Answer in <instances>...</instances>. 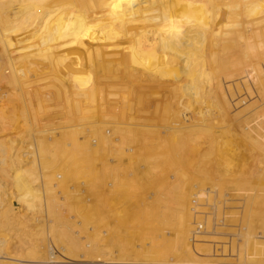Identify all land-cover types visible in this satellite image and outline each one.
Instances as JSON below:
<instances>
[{"label": "bare ground", "instance_id": "6f19581e", "mask_svg": "<svg viewBox=\"0 0 264 264\" xmlns=\"http://www.w3.org/2000/svg\"><path fill=\"white\" fill-rule=\"evenodd\" d=\"M80 7L84 8L81 9ZM2 61H6L9 68L10 76L8 78V82L12 87L21 86L23 88L29 89L30 83L28 81V78H30L29 76L32 75V73L30 74V68L35 65V62L37 66L42 63L41 65H45L44 68L46 70L49 71L51 69L52 72H55L56 75L54 79L56 81V84H58V90L56 91L57 95L64 98L65 102L69 101L70 98V100H75V103H73V106L75 107L74 111L79 115V118H77L78 116L76 117L77 121L75 124L72 125L70 123L69 125V122H64L63 126L58 129L62 130L63 135L64 132H67L66 135L70 134V136L72 137L71 139L70 136H67L70 138H67L68 140H70V146L75 151V155L74 152H71L72 155H74V159L72 158V160H79V165L82 162H86L88 156L91 155V149L86 147L88 146V142H86L87 140L82 142L81 140H85V138L82 137H90L92 134H95L98 131V137L92 139L93 142L94 140H97L95 144L93 143V146H95V148H92L94 152L96 150L97 158L99 152L98 150L102 151L103 153L105 152L107 156L111 155L117 157L116 159H118V157L121 158L125 156L127 158L130 154L131 156L134 155V152L129 149V146H136L138 147V150H136L135 152L138 151L137 153L140 166H142L143 168L146 167V170L149 172V174H152L150 175L151 178H157L159 175L157 176L156 173L158 172L161 164H165V166H168L169 161H172L167 157V154L170 152V150L176 151L180 148V145H183L185 147L190 143H193L194 145L200 144L199 141L202 140V137L200 135L204 136V141L205 139H210L209 143H212V140L218 139L221 136L225 135L226 131L225 128L223 129V125H225L223 124V121L224 118H228L230 117V115H227L229 114V112H226V107H224V104L229 99L228 97H231L232 99L235 97H232L234 93L231 94V96L230 93L229 96L225 94L226 89L228 90L230 86H233V88L235 87L238 91V96L236 95V98H234L236 100L233 99L234 101H236L233 104H235V106L237 107H235L234 105L231 106H234V108H239V110L236 115L234 114L233 118L236 117V120L239 119V122L241 123H245L246 119L251 118V120H255L258 124H262V126H264V0H0V62ZM81 63H86V65L84 69H80V71H77V66ZM3 65L5 67V63ZM19 65H22L21 67H23L24 69H20ZM66 69H70L72 71V74L67 73L68 75H66L65 77H60L62 72H64V70ZM44 72L45 71H43V74ZM80 75L87 76L88 81H86V83L84 82L85 84L80 83ZM5 85L6 84H4V87H6ZM126 85H130L134 90L133 91L131 87H129L133 91V93H135V95H132L135 96L137 104L139 105L142 104V97H145V94L148 92L152 93L153 91L155 92L160 89L168 91L169 97L165 104L167 108L163 107L165 108V110H163L164 112L161 113L162 115H160V118H162V121L164 123V125L161 126L162 130H160L161 128L158 130L156 123L151 121V119L148 121L147 119L146 121H143L140 117L141 111L139 110H137V115L135 117L131 116L132 114H129L130 116H127V111L132 112V108H130L131 106H129L128 110L125 111V108H127V106L129 105L128 100H131L132 96H128V98L130 99H127L125 96H122V98L119 99H115L114 97L116 96V94H108V91H106V88H109L112 91H120V88H122L123 90ZM29 91L25 92L27 98H24H26L30 102ZM52 93L53 92H47L45 95L44 93L42 94L46 98L50 99L54 94ZM19 94L20 93H18V95ZM16 95L17 93H15V96ZM19 98L20 97H18L17 99ZM231 98L230 101L232 100ZM133 99L134 98L132 97V100ZM218 99H220V101ZM230 101H228L229 103H226V105L228 104L227 107L231 111L232 109L229 108V104L232 103H230ZM79 103H83V105H79ZM67 104L70 105L71 103L69 104V102H67ZM219 104H222L225 110L224 112L226 113H224L223 110H220L221 105ZM60 106H58V108ZM26 107L28 110H33L30 105H27ZM54 107L56 108V106ZM70 109V106H67V111L64 112L72 114L73 116V112L70 113ZM26 112L27 110L25 109V113ZM44 112L42 111L41 113L45 114ZM158 113L160 114V112ZM156 114L157 113H155V115ZM38 116L39 114H37V117ZM35 117V113L32 112L30 121L35 120ZM94 117L100 120V123L103 122V125L105 124V126L98 127V130L94 131L95 126L92 123L95 121L93 120V122H91V119H94ZM63 118H65V116H63ZM160 118H158L159 121ZM67 119H65V121H67ZM70 119H72V117ZM117 119H120V121L127 120V126L122 125L125 127H119L118 124H116L117 126H115L114 124L117 122ZM20 120L21 119H19V122ZM157 120L155 119L156 122ZM66 123H68V125ZM97 124L99 125L98 122ZM33 125H31V127ZM98 125H96V127ZM45 126L47 127V125ZM58 126L59 124L57 125V128ZM106 126L107 128H104ZM28 127H30V125H28ZM53 127L54 126H52V128ZM5 128L6 123L3 122V118L0 116V130L2 131L3 129V131H5ZM47 129L48 127L45 128V130L42 129L40 131H51V129ZM105 129H109L110 135H104ZM245 129L248 130L247 128ZM30 131L31 133H33L35 130L33 132L32 130ZM244 132L245 130L243 131V133ZM54 133H56V131ZM54 133L52 134L54 135ZM53 135H50V137H52ZM78 135H84L81 137V142L78 141V139L80 138H77ZM109 136H114L113 138H115V143L110 141ZM28 137L30 136L28 135ZM53 138L55 137L53 136ZM255 138L257 139V137ZM14 140L15 142L16 140L19 141V139H17L16 137ZM245 140L247 141V139ZM7 141H9L8 137L7 140H0V202L6 200L9 195L11 197L8 209L0 208V264L59 263L60 261L58 262L57 260H54V258L50 255L48 251L50 246H48V244L46 243V246L44 244L43 246L41 245L42 252L40 251L42 254H45V261L43 260L44 262H41L33 260L34 257L30 256V252L35 250L36 253H38L36 249H38L39 247L38 245L34 246L32 244V247H30V237L26 236L27 232L25 230L27 229H25V226L31 220H27L28 218L25 219L23 215L20 216L19 220V215L18 218L13 215V211H19L20 208L22 211L24 210L25 213L27 212V214L32 215V217L37 210L38 213L41 211L42 214L46 217L50 215L49 213L53 214V204L51 200H47V196L45 199H43V195L40 196V193L33 187V184L35 185L37 180L40 178V176L37 175L38 169H41L42 167L40 165L39 167L37 163V161H40V156L37 153V150H34V147L32 146L33 143L29 144L27 150H20L19 152L20 148H18L17 150H13V146H15L13 144V141L8 142L9 144L6 145L5 142ZM25 141L26 143H28L27 139ZM214 141L216 145L217 140ZM49 142L50 139L47 143V146L48 144H50ZM206 143L207 145H209L208 142ZM18 145L20 146L19 143ZM58 149L59 148H57V150ZM62 149L63 148H61V150ZM65 149H67V147ZM67 152L69 151L67 150ZM22 153L30 155L29 157L26 155V158V156L23 157L24 154ZM99 155L101 154L99 153ZM172 155L171 159H173ZM222 156L223 155H221V157ZM101 158H98L97 160L100 162ZM26 160H30V163L28 162L29 165H26ZM46 160L47 158L42 162L46 163ZM77 160H75L76 162L74 161L76 164L74 166H77L78 171L80 170V166L77 164ZM102 161L103 162L101 163L103 167L101 166L102 169L100 171L89 172L90 174H93V176L95 174L96 178L103 176V180L105 179L107 181H112L111 186H107V190L108 188L111 189V187L113 186L121 187L132 182L131 180L126 181L123 175L122 176L124 178L118 176V173L121 169L116 166L111 167L109 165L110 163H113L111 158L108 159L105 157V159ZM23 163L24 166L21 167V164ZM101 163H99V167ZM176 163L177 162H175L174 164ZM131 164L133 166V163ZM195 164L197 165V163ZM254 166H261V162L256 161L254 163ZM55 168L57 169V167ZM125 169H127V167ZM181 169L182 168H180V170ZM132 170H130V173ZM178 173L175 174L178 175ZM82 174L86 175L83 170ZM172 175L173 174H171V176ZM68 176L69 175L67 174L65 177ZM91 177L89 178L90 180ZM54 178L56 179V177ZM79 178L80 177H78V179ZM172 178H174V175L171 178L167 179L171 180ZM248 178L252 177H248L247 175V177L243 179L247 180ZM147 179L149 178L147 177ZM7 186H10V189H6ZM55 188H58V186L55 185ZM95 189H97V187ZM116 189L117 188H112L111 192L113 193V191H116ZM42 191H45L44 194L47 193L44 188L41 190V192ZM55 191L56 190L52 192L56 194ZM99 193H97L96 196L99 195ZM136 196L138 197V195ZM110 197L111 196H109V198ZM118 198H116L117 202ZM41 199H43L44 201L41 202ZM107 201L108 200L106 199L104 202ZM110 201L111 200H109V202L106 204L110 205L111 208L112 206ZM115 202L116 201H112V203ZM36 203H39V207L36 205ZM122 206L123 205L121 204V208ZM115 209L117 208L115 207ZM108 210L109 209L107 207V210L105 209L104 211L107 212ZM122 211L123 210L116 212L114 211L115 213L113 214L117 215L116 213L119 212L120 214V212ZM30 215L28 217H30ZM120 216H122V214ZM84 217L86 218V216ZM21 219H23L24 222H20L22 221ZM89 219H91V217ZM259 221H262L260 224L261 233L264 234V220L259 219ZM52 224L54 223L52 222ZM21 225L24 226V228L22 227L24 229H22V234H25L24 237L21 235L22 239L18 236V234L20 233H18V227L20 228ZM49 226L50 225H48V228ZM44 227H42L41 229H43ZM35 229L37 228L35 227ZM63 229L65 228H62V230ZM28 230H30L32 233L31 226L30 229L28 228ZM63 231L64 233H66V230ZM28 234L30 235V233ZM64 236H66V234ZM12 237L18 241L17 246H12L13 244H10L11 242H15L12 241ZM8 240L11 241L8 242ZM52 243L55 244V241H53ZM33 244H35V241ZM60 248L62 247L60 246ZM64 249L67 252L65 254L66 258L68 259L77 258V260H79L85 257V255H76L75 247H67ZM35 251L33 253H35ZM114 258L115 257H112L113 261L115 259L117 261L109 262L106 264H128L126 262H121V258Z\"/></svg>", "mask_w": 264, "mask_h": 264}, {"label": "rangeland", "instance_id": "374dc122", "mask_svg": "<svg viewBox=\"0 0 264 264\" xmlns=\"http://www.w3.org/2000/svg\"><path fill=\"white\" fill-rule=\"evenodd\" d=\"M80 8L83 9L84 7H80ZM3 62L4 61L0 62V66H1L0 68L1 70L0 71V81H1L0 83V86H1L0 87V116L3 118V122L6 123V128L4 129L5 131H3L2 129L3 132L0 130V140L2 141L5 139L7 140V137H8L9 141L5 142L6 145H8L9 144L8 142L10 141L12 142L16 137L17 139H19V141L17 140L16 142L15 140L13 141V144L15 145L13 146L15 149L13 148V150H17L18 148H20L19 152L20 150L22 151L27 150L29 144L35 143L34 145L32 144V146L34 147V150H37V153L40 156L41 162L39 161L40 162L39 164V162L37 161L38 166L40 165L42 167L41 169L39 168L37 171L38 172L37 175L40 176L41 179L39 178L36 182L37 184L35 183L36 186L33 184V187L35 188V190H37L40 193V196L43 195L42 196L43 199H45L47 196L46 199L49 201L51 200L53 204V207H52L53 214L49 213L51 216L49 215L48 217L43 215L40 210L39 211L41 213L39 212L40 213L39 214L37 210L33 214L34 215L33 217L32 215L27 214V212L25 213L24 210L23 212L21 208L19 209V211L18 210L13 211L14 213L13 215H15L17 218L19 215V218H18L19 220H20V216L22 215L25 217V219L28 218L27 220L29 219L31 220L25 226V229L27 230L28 228L30 229V226H31V230H32V233L30 230L28 231L25 230L27 232L26 236H29L31 238V239L29 238L30 240L29 246L31 244L34 246L38 245V247L41 249L40 250L36 246L38 248L36 249L38 253H36L35 250L33 251L31 250L32 252H30V256L34 257L33 260L41 261V262L45 261V257H46L44 256L45 254L41 253L42 246L43 244L45 246L46 244H48V246H50L48 250L50 255L54 258V260H57L58 262L60 261L59 263H54V264H69V263L70 264H101V263L106 264L109 262L117 261L115 258H119V259L121 258L122 259V260L120 259L121 262H126L128 264H131V263L133 264H146V263H149V264H264V234L261 233L260 224L262 221L261 222L259 221V219L264 220V161H261V160H264V155H262L264 154V144H262L264 143V137H261V136H264V133H262L264 132L262 131L264 130V126H262V124L261 125L258 124L257 121L255 120H251V118L246 119L245 123L239 122L240 120L239 119L236 120V117L233 118L234 114L236 115L239 110V108H234L235 104H233L236 102L234 101L236 100L234 98H236V95L238 96V91L235 87L234 88L233 86H230L229 88L227 87L228 90L226 89V92H225V94H227L228 96H229V93H230V96L233 93L234 95L232 97L235 96L233 98L234 100L231 97H228L229 99L224 104V107H226V112L227 113L229 112V114L227 115L228 116L230 115V117H228L229 119L224 118V121H223V124H225L223 125V129L225 128V131H226L225 135L221 136L218 139H214V140H217L216 145H215L214 140L211 139L212 143L211 142L209 143L210 139L208 140L205 139V141L208 142L209 144L207 145V143L204 141V136L200 135L202 137V140L199 141L200 144L194 145L193 143H190L188 146L186 145L187 147L180 145V148L176 151L170 150V152L167 154L168 159L170 158L169 160H172V161H169L170 166L169 165L165 166V164H161L157 172L159 174L156 173L157 176L159 175L157 178H151L150 175L152 174H149V172L146 170V167L143 168L142 166H140L139 159H138V153H137L138 151L135 152L136 150H138V147L136 146L132 145L133 147H131L130 145L129 146L130 148L128 147L134 152L133 153L134 155L131 156L130 154L127 158L125 156L121 158L118 157V159H116L117 157H114L111 155L107 156L105 152L103 153L102 151L98 150L99 151L98 158L103 157L101 158L102 160H104L105 157L108 159L111 158L113 163H110L109 165L111 167L116 166L119 169H121L118 173V176L120 177L124 176L126 181L131 180L133 182V183L132 182L128 183L131 185L125 184L124 186H121V187H116V186L111 187V189L117 188L116 191L114 190L112 193L111 189L108 188L107 190V186L110 187L112 181L108 180L109 181L108 183L107 180L105 179L103 180L102 178L103 176L96 178L95 174H94L95 176L94 178L93 174H90L89 172V171H92V172L100 171L103 167L101 163L103 161L101 159H100V162L97 160L98 159L96 157L97 152L96 150L95 152L93 150L95 148V146L93 145L96 143L97 140H94L93 142L92 139L98 137L97 135L98 131L95 134H92L91 135L92 137L90 136L91 138L89 136L85 137L84 135H82L84 137H82L81 135L77 136V138L80 137L78 139L79 142L81 141L83 142L87 140L86 142H88V146L86 147L91 149L90 150L91 155L88 156L86 162H82L80 165L78 164L79 160L75 159L78 161L77 164L80 166V170L77 171V166H74L76 165L75 164L76 161L72 160V158L74 159L75 151L70 146V140L67 139L69 138L67 136H70V134L66 135L67 132H64V135H63L62 130H58V129H60L61 126H63L64 122H69V125L70 123L72 125L75 124L77 121L76 117L78 116L77 118H79V115L74 111L75 107L73 106V103H75L74 102L75 100H70L71 99L70 98L69 101L67 102L71 104L68 105L67 102H65L64 98L57 95L56 91L58 90L57 89L58 84H56V81L54 79L56 75L55 72H52L51 69L49 71L46 70L44 68L45 65L44 66L41 65L42 63L40 62H38L40 63V65L37 66L35 62V65L32 66V68H30L31 70L30 74L32 73V75H30L29 76L30 78H28L29 79L28 81L30 83L29 89L23 88L21 86L12 87L9 85V82H8V78L10 76L9 68L7 66L6 61L4 62L5 67L3 65L4 64ZM85 65L86 63L79 64L77 66V71H80V69H84ZM21 66H20V69H24ZM43 71H45L44 74H43ZM67 73L72 74V71L70 69H66L64 70V72H62L60 77L61 76L65 77L66 75H68ZM79 80H80V83H84V82L86 83V81H88L87 76H83V75L82 76L80 75ZM4 84H6L5 85L6 87H4ZM129 87L131 86L126 85V87L123 88V90L122 88L119 87L121 92L119 90L112 91L109 88L108 89L106 88V91H108V94H111V93L116 94V96L114 97L115 99L122 98V96H125L127 99H130L128 98V96L129 97L132 96L134 99L132 100V97H131V100H128L129 105L127 106V108H125V111L128 110L129 106H131L130 108H132L131 109L132 112L131 111L126 112L127 116H130L132 114L131 116L135 117L137 115L136 113L137 110H139L141 111L140 117L143 121H146V119L147 121L151 119V121L156 123L158 130L160 128H161L160 130H162L161 126H163L164 123L162 121V118H160L161 117L160 115H162L161 113H163L164 112L163 110H165V108L163 107L167 108L165 104L169 97L168 91L160 89L158 90L159 92L158 91H155V92L153 91L152 93L148 92L145 94V97L144 96L142 97L143 99L141 102L142 104L139 105L137 104L135 96H133L135 95V93H133L134 90L131 87V89L133 90L132 91ZM129 90H131L132 92ZM26 91L30 92L29 94L30 102L26 99L27 98L25 94ZM47 92H50V93L53 92L54 93V94L52 93L53 98L51 96H50L51 97L50 99L46 98L44 95ZM15 93H17L16 96H15ZM18 93H20L21 95L19 94L20 95L19 96ZM42 93H44V95ZM54 95L57 97H55ZM160 95H163V96H160ZM37 96L40 98H38ZM16 97L17 98L20 97L21 102H20V98L17 99ZM145 98L149 100H146ZM230 98L233 101L232 100L230 101ZM218 100L220 101V99ZM228 101L232 103V104H229L230 106L229 108L232 109L231 111L227 107L228 104L226 105V103H229ZM81 104L83 105V103ZM81 104L79 103V105ZM27 105H30V107L33 110L31 109L28 110L26 107ZM53 105L56 106V108ZM219 105H221L220 110H223L224 112L225 110L222 104H219ZM231 105H234V106H231ZM58 106H60L61 108L59 107L60 108L59 109ZM67 106H70L71 108L70 113L73 112V116L72 114H68L67 112H64V111H67ZM149 107H151L152 109ZM20 108L22 111L20 110ZM24 108L27 110L26 112L27 117H26ZM72 108H73V111H72ZM42 111L43 112L45 111L44 112L45 114L41 113ZM32 112L35 113L36 117H35V120L30 121V118L32 117ZM158 112H160V114ZM155 113H157L158 116L157 114L155 115ZM37 114H39L40 117L39 116L37 117ZM46 116L47 118L48 117L49 118L47 119ZM63 116H65V118H63ZM71 117L73 120L70 119ZM37 118L38 119L40 118V119L38 120ZM158 118H160V121ZM19 119H21L22 121L20 120L19 122ZM65 119H67V121H65ZM155 119L156 120L158 119L157 122L155 121ZM91 120H92L91 122H93V120L95 121L92 123L95 126L94 131L98 130V127L105 126V124L103 125V122L100 123V120H98L95 117L94 119H91ZM116 121H115L116 123L114 122L115 126H117L116 124H118L119 127L127 126V122H128L127 120L120 121V119L119 120L117 119ZM97 122L99 123V125L97 124ZM40 123L42 124V126ZM58 124L59 126L57 128ZM66 124L68 125V123ZM95 124L98 126L96 127ZM26 125L27 127L28 125H30V127H28L27 129ZM31 125L33 126L31 127ZM45 125H47L48 127L47 130L51 129V131H47L48 133L40 131L42 129L45 130V128H47ZM122 125H125V126H122ZM52 126L54 127L52 128ZM227 126L230 127L231 129L228 128ZM104 128H107V126ZM245 128H247L248 130H246ZM30 130H32V132L35 130L36 132L34 131L33 133H31ZM242 130L243 131L245 130L244 133L246 134H244ZM25 131H28V132L30 131V132L28 133ZM53 131L54 132L56 131V133L57 134L59 133V134L57 135ZM27 133L30 137H28ZM52 133H54V135ZM109 133H110L109 129L108 130L105 129L104 135L105 136L110 135ZM23 135L24 136L27 135V136L24 137ZM50 135H53L55 138H53V136L50 137ZM10 137H12L13 139ZM81 137L85 138V140H81L82 139ZM113 137L114 136L110 137V141L115 143V140H114L115 138ZM255 137H257V139ZM20 138L22 140L24 139L23 141L27 139L28 143H26V141L23 142ZM70 138L72 139L71 136ZM241 138H244V139H241ZM33 139L35 142L33 141ZM49 139H50L49 143L52 145L48 144L49 146L48 147L47 143ZM245 139H247V141ZM41 140L45 143H43ZM58 140H61V141H58ZM236 142L238 143L240 142V143L238 144ZM18 143L20 144V146L18 145ZM62 144H63V147H62ZM67 144L69 145V149L71 151L68 149ZM40 145L41 146L44 145V146L41 147ZM66 147L67 149H65ZM57 148L59 149L57 150ZM61 148H63L64 151L63 149L61 150ZM193 148H194V151H193ZM67 150L69 152H67ZM71 152L72 153L74 152V155H72ZM99 153L103 156L99 155ZM170 154L171 155L173 154L172 155L173 159H171ZM26 155L27 154H24L23 157H25ZM29 155L27 156L29 157ZM221 155L223 156L221 157ZM45 157L47 158L46 163L42 162L46 159ZM89 160L92 162H90ZM174 160L175 162H177L176 163L177 165L174 164L175 163ZM256 161H260L261 166H254V163ZM26 162H27L26 165H29L30 160L29 161L26 160ZM99 163H101L100 167H99ZM131 163H133V166ZM195 163H197V165ZM22 166H24V163L21 164V167ZM55 167H57V169ZM126 167L127 169H125ZM180 168L182 169L180 170ZM82 170L86 175L82 174ZM130 170H132L131 173H130ZM47 172L49 175L47 174ZM174 172L175 173L179 172V173L178 175H176ZM66 173L69 175L68 177H65L67 175ZM171 174L174 175V178H172L171 180L167 179L173 176V175L171 176ZM247 175L248 177H252V178H248L247 180L243 179V178H246ZM146 176L149 179H147ZM54 177H56V179ZM78 177L80 178L78 179ZM90 177H91V180L89 179ZM162 177H165V178H162ZM158 181L160 184L158 183ZM93 182L97 184L95 185ZM41 185H42V188H41ZM55 185L58 186V188H55ZM96 187L97 189H95ZM43 188L46 190L47 193L44 194L45 191L41 192ZM52 188L56 190L55 191L56 194L52 192L54 191ZM59 188L61 191L59 190ZM6 189H10V186H7ZM121 190L123 193L121 192ZM96 191L97 193L100 192L99 195L97 196H96L97 194ZM136 195H138V197ZM109 196L111 197L109 198ZM10 197L11 196L9 195L6 198V200H4L3 202H0L1 209H8ZM105 197L108 200L107 202H104L106 200ZM116 198H118V202ZM43 199H41L40 201L43 202L44 201ZM109 200H111L110 201L111 206H112L111 208H110V205L106 204L109 202ZM112 201L113 202L116 201L115 202L116 205L115 203H112ZM119 202L123 205L122 208ZM36 205L39 207V203H36ZM106 206L109 209L108 211H111V212L104 211L105 209L107 210ZM115 207L117 209H115ZM118 209L123 210L124 212L122 211L120 212V214L118 212L116 213L117 215L113 214L116 211H120ZM121 214L122 216H120ZM29 215L30 217H28ZM83 215L86 216V218ZM90 217L91 219H89ZM48 218H49V221H48ZM21 220L22 221L20 222H24L23 219ZM45 222L49 224H46ZM52 222L54 224H52ZM86 223H89V224H86ZM42 225H44L45 227ZM48 225H50L49 228H48ZM41 226L44 228L41 229L42 228ZM22 227L24 228V226L22 225L20 226V228L18 227V233L19 232L21 233V234L19 233L20 235L18 234V236L21 239H22V236L23 237L25 236V234H22V231L24 230ZM35 227L37 229H35ZM62 228H65L63 230H66V233H64ZM37 231H38V234H37ZM28 233H30L31 236ZM65 234L66 236H64ZM10 241L11 240H8V242ZM12 241H15V242H11L10 244L11 245L13 244L12 246L14 245L17 246L18 241L14 238ZM34 241H35V244H33ZM53 241H55V244L52 243ZM32 245L30 247H32ZM60 246L62 248H60ZM67 247H70V248L75 247L76 255L78 256L79 254L85 255V257L79 260H77V258L76 259L66 258L65 253L67 252L65 251L64 248H67ZM34 251L35 253H33ZM101 253L103 254V256ZM112 257H115L114 261ZM72 260L74 263L72 262Z\"/></svg>", "mask_w": 264, "mask_h": 264}]
</instances>
